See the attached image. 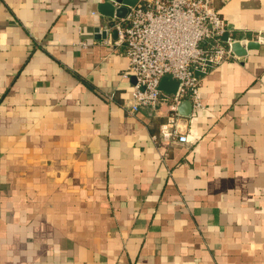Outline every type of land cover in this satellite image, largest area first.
Segmentation results:
<instances>
[{
  "label": "crops",
  "instance_id": "0c3cea01",
  "mask_svg": "<svg viewBox=\"0 0 264 264\" xmlns=\"http://www.w3.org/2000/svg\"><path fill=\"white\" fill-rule=\"evenodd\" d=\"M106 1L0 0V264H264V0H214L257 46L203 75L170 145L178 83L127 112Z\"/></svg>",
  "mask_w": 264,
  "mask_h": 264
},
{
  "label": "built area",
  "instance_id": "2783aa9c",
  "mask_svg": "<svg viewBox=\"0 0 264 264\" xmlns=\"http://www.w3.org/2000/svg\"><path fill=\"white\" fill-rule=\"evenodd\" d=\"M103 31L107 35L97 43L124 47L129 58L126 75L135 78L127 112L157 108L163 95L161 81L169 76L177 81L178 89L169 98L167 120L151 138L168 145L188 142V120L204 108L200 91L203 75L238 56L232 49L238 40L214 0H138L128 7L125 17L98 29L99 34ZM115 31L117 39L112 43L107 36ZM79 43L87 45L85 40ZM185 99L192 104L189 117L178 111Z\"/></svg>",
  "mask_w": 264,
  "mask_h": 264
},
{
  "label": "water",
  "instance_id": "95a60500",
  "mask_svg": "<svg viewBox=\"0 0 264 264\" xmlns=\"http://www.w3.org/2000/svg\"><path fill=\"white\" fill-rule=\"evenodd\" d=\"M119 2V6L115 5V3L106 1L100 4V11L111 18H123L126 16L128 12V7L133 6L137 3L138 0H116ZM101 37H106V31H103ZM115 37H117V32H114ZM257 46L255 42H249L246 46L243 45L240 41H236L232 49L238 56H244L247 54L248 49Z\"/></svg>",
  "mask_w": 264,
  "mask_h": 264
}]
</instances>
